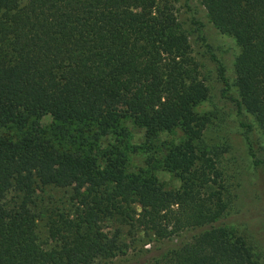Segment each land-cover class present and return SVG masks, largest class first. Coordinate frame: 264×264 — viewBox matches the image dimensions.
Returning <instances> with one entry per match:
<instances>
[{"label":"trees","instance_id":"1","mask_svg":"<svg viewBox=\"0 0 264 264\" xmlns=\"http://www.w3.org/2000/svg\"><path fill=\"white\" fill-rule=\"evenodd\" d=\"M199 2L239 48L234 95L205 45L251 166L264 175L243 120L251 115L264 137V0ZM207 93L167 0H0V264H100L117 253L100 226L108 219L167 242L141 264H259L244 236L221 224L231 199L194 144L206 122L194 107ZM43 115L48 128L36 121ZM126 121L147 142L181 131L162 158L178 188L128 170ZM50 188H70L73 204L38 206ZM40 217L54 242L45 248Z\"/></svg>","mask_w":264,"mask_h":264},{"label":"rangeland","instance_id":"2","mask_svg":"<svg viewBox=\"0 0 264 264\" xmlns=\"http://www.w3.org/2000/svg\"><path fill=\"white\" fill-rule=\"evenodd\" d=\"M175 18L176 28L188 39L190 52L197 62L198 75L207 86L208 93L204 100L194 107V111L205 116V126L198 140H194L196 150L211 157L215 168L222 177L223 193L231 201L226 209L222 223L244 236L251 245V251L259 264H264V175L260 169H253L247 154L246 142L240 129L232 104L222 94V84L218 78L214 63L208 56L205 45L221 64L224 77L231 87V93L236 94L233 86V59L238 53V46L226 34L220 33L206 16L199 0H167ZM198 22V24H197ZM203 37V40L200 39ZM243 120L253 125L249 133L257 156H264V137L261 135L253 117L244 115ZM42 128H48L52 120L49 115L36 118ZM128 128V144L126 165L128 170L136 172L145 170L153 174L165 189L179 187L178 178L162 166V158L167 147L182 139L178 128L171 131H161L151 142H147L143 131L130 122H125ZM9 128L6 133H13ZM114 142L109 136L100 141L102 146ZM227 192V193H226ZM38 206L43 208H61L74 202L70 188L47 189L39 194ZM250 224V225H249ZM107 236H115L117 253L114 257L100 264H135L134 257L141 264L145 255L157 253V248L166 246L167 242H155L153 237L146 235L136 224L131 227L108 219L100 224ZM38 243L43 247L54 242L49 237L48 224L45 217H40L35 226ZM149 249L144 252V249ZM156 252H153V251ZM153 252V253H152ZM135 255V256H134ZM145 257V258H144ZM125 259H128L125 261Z\"/></svg>","mask_w":264,"mask_h":264}]
</instances>
